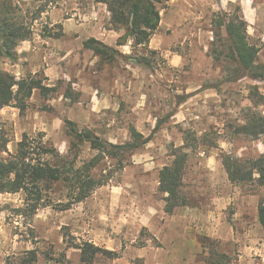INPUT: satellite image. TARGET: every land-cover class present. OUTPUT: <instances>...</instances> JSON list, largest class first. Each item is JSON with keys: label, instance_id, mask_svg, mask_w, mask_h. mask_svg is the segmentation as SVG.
Masks as SVG:
<instances>
[{"label": "rangeland", "instance_id": "rangeland-1", "mask_svg": "<svg viewBox=\"0 0 264 264\" xmlns=\"http://www.w3.org/2000/svg\"><path fill=\"white\" fill-rule=\"evenodd\" d=\"M21 6L31 15L40 6L44 12L31 39L16 47V61L1 60L0 70L17 79L35 76L54 91L48 97L35 91L24 110L13 103L0 111L8 151L27 135L68 155L67 122L112 144L130 141L131 129L150 141L123 167L103 160L91 174L106 176V184L67 210L48 206L24 216L22 193L0 194V264H17L33 250L36 264H86L79 249L85 243L112 254L90 264H264L258 221L264 188L232 184L222 164L223 154H264V135L237 134L251 114L264 117V77L227 82L212 58L216 34L225 36L214 19L238 14L264 68V0H171L147 49L132 41L118 47L125 31L111 30L107 7L94 0ZM91 38L120 55L104 63L84 48ZM138 57L150 66L138 65ZM186 137L191 148L181 194L187 204L166 214L159 172ZM95 154L82 144L77 164ZM65 192L53 196L63 199Z\"/></svg>", "mask_w": 264, "mask_h": 264}, {"label": "trees", "instance_id": "trees-1", "mask_svg": "<svg viewBox=\"0 0 264 264\" xmlns=\"http://www.w3.org/2000/svg\"><path fill=\"white\" fill-rule=\"evenodd\" d=\"M26 1L44 3L46 6L58 0H0V61H16V47L31 39L33 23L44 12V7L40 6L31 15L21 6V2ZM94 1L107 7L111 30L125 31V35L117 41L118 47L126 46L132 41L133 48L147 49L152 36L160 27L161 12L167 9L171 0ZM214 23L217 28L225 31L223 37L216 34L217 40L212 44V58L222 67L225 80L232 82L242 77L261 80L264 77V68L257 62L259 49L249 42L248 25L243 17L221 12L214 19ZM48 37H52L51 34ZM83 45L104 63H112L120 55L114 48L94 38L85 41ZM135 61L140 66H150L146 58L138 57ZM35 91L48 97L54 88L43 85L42 80L35 76L17 79L0 70V111L13 103L20 110H24L27 100ZM66 124L67 134L72 138L68 155L61 154L42 139L27 135H23L14 152H9L8 140L0 123V194L22 193L26 207L19 212H23L24 216L35 214L41 207L53 206L67 210L70 206L83 202L93 191L106 184L107 177L96 178L91 174L93 169L106 158L116 159L118 166L123 167L128 156L150 141L135 129H131L130 141L121 145L112 144L89 131L79 132L71 122ZM237 134L254 138L264 135V117L251 114L246 123L237 129ZM86 143L96 154L87 162L78 165L80 146ZM189 148L191 145L186 137L185 145L172 151V163L159 172V191L165 195L166 214H172L175 209L187 204L181 189L188 160L185 149ZM222 164L232 184L253 182L264 188V154L255 159L223 154ZM56 190L66 191L63 199L54 198ZM258 221L264 230V204L258 207ZM79 249L81 261L86 264H90L100 254L112 255L111 252L89 243ZM37 259V252L33 250L26 252L17 264H36Z\"/></svg>", "mask_w": 264, "mask_h": 264}, {"label": "crops", "instance_id": "crops-1", "mask_svg": "<svg viewBox=\"0 0 264 264\" xmlns=\"http://www.w3.org/2000/svg\"><path fill=\"white\" fill-rule=\"evenodd\" d=\"M162 24H160V27H161ZM160 27L158 28V30L160 29Z\"/></svg>", "mask_w": 264, "mask_h": 264}]
</instances>
